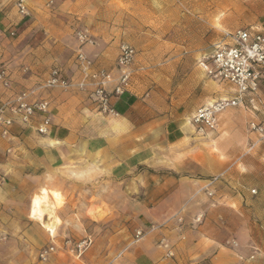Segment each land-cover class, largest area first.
Listing matches in <instances>:
<instances>
[{
  "label": "crops",
  "instance_id": "1",
  "mask_svg": "<svg viewBox=\"0 0 264 264\" xmlns=\"http://www.w3.org/2000/svg\"><path fill=\"white\" fill-rule=\"evenodd\" d=\"M24 3L25 16L16 0H0V29L7 33L0 37V58L11 77V90H0V106L12 92L34 87L37 96L49 99L50 125L45 134L38 133L37 115L28 124L13 123L7 137L0 129V249L14 245L11 258L18 264H40L25 246L39 248L48 240L55 249L52 264H65L70 257L77 259L68 247L73 240L89 237L88 226L73 221L60 206L50 237L29 215L32 196L52 185L61 171L82 178L108 174L120 179L142 165L153 170L166 162L157 159L158 147L201 135L190 123L195 109L234 97L235 88L205 77L198 63L209 54L196 57L186 68L183 55L213 47L235 29L251 27L264 34V0ZM78 28L92 39L82 51L94 68L111 70L122 43L136 50L131 87L109 100L115 114L99 110L91 82L83 88L77 85L82 81L75 61ZM165 46L183 51L175 64L177 76L181 75L176 94H187L182 102L174 101V109L169 106L168 88L160 91L161 109L156 108L154 92L147 90L149 68L155 64L151 51ZM23 66L28 67L26 72ZM55 67L76 85L39 88V79ZM160 76V81H168L167 74ZM196 91L199 95H192ZM177 104L186 106L176 112ZM251 121L264 126V74L255 93L245 94L240 104L219 114L215 129L204 131L211 133L210 144L217 153L183 155L177 164L192 167L185 174L167 167L172 171L161 176V196L145 206L138 223L144 236L135 240L118 236L121 230L113 234L114 241H126L105 264H264V144L249 130ZM207 159L220 160L222 168L199 175ZM177 217L183 221L177 222ZM162 239L172 246V257H165Z\"/></svg>",
  "mask_w": 264,
  "mask_h": 264
},
{
  "label": "rangeland",
  "instance_id": "2",
  "mask_svg": "<svg viewBox=\"0 0 264 264\" xmlns=\"http://www.w3.org/2000/svg\"><path fill=\"white\" fill-rule=\"evenodd\" d=\"M172 20L174 19H170V23ZM155 23L159 24V21ZM163 29H166V26H163ZM78 30L80 29L78 28L76 31ZM217 36L218 38L220 37V35ZM212 49L213 47H208L202 50L188 51L183 55L186 57L187 62L184 67L186 68L196 57L199 56V58H201L204 54H210ZM182 54L183 51L180 52V50L170 48L169 46L156 47L151 51V56L155 64L149 68L151 69L150 74L152 76L148 83L147 90L154 92L152 94L153 100L158 109L162 107L159 99L161 90L165 91V89L168 88L169 106L173 109L176 106L174 101L177 99V101L182 102L184 99L183 97L187 94V92L176 94L181 75L177 76L178 71L175 64L177 63L176 59L181 57ZM203 73L205 74L204 70ZM160 74H167L168 81H160ZM205 77L209 78L206 74ZM132 78L133 74L131 71L130 87ZM72 84H75L73 80ZM199 92L200 91L193 92L192 95L195 94L197 96ZM192 95H190V99L193 100L194 96L192 97ZM178 97L181 98L178 99ZM189 104L188 102V105ZM177 105L178 108H176V112H181L186 106L184 104ZM172 114H174L173 111ZM176 114L177 113H175L174 116H176ZM194 134L197 137H195L193 141H177L164 148L158 147L156 149L157 159L160 160L163 158L166 162L163 163V166L154 167L153 170L142 165L120 179L111 177L108 174L101 176L89 174L87 178H82L81 174H75V172H73L74 174L71 176L70 173L61 171L58 173L59 176L52 181V185L44 187L48 190L51 207L46 211L43 221L32 218L41 223V227L46 233L49 234L48 228H54V221H57L56 210L60 206L65 207V214L73 221H83L84 224L88 226L87 232L89 237L79 240L82 241L86 239V246L80 254H76L73 251L72 254L77 256V259L73 260V258L70 257L71 259L65 264L107 263L125 244L126 238H122L120 241H114L112 238V235L118 233L120 230L121 232L118 236H131L135 239V232L140 229L138 223L143 220L142 212L145 206L155 202V200L161 196L160 191L163 181L161 180V176H166L167 172L172 171L167 167L174 169L178 174H185L186 172L184 170H192V167L179 166L180 164H177L181 162L180 159L183 155H193L195 153L198 156H202L217 153L215 147L210 144V139L212 138L211 133H207V135L205 133L201 135L197 133ZM203 164L204 167H202V169L204 173L199 174L202 176L219 172L222 168V162L220 160L207 159ZM89 173L94 172L90 171ZM50 189H52V191ZM39 193L40 191H37L35 194ZM73 241L75 242V240ZM74 242L69 245V249L75 245ZM50 245L54 244L46 240L38 246L39 248L34 249L26 245L25 249L31 253L35 261L40 262V264H52V253L46 261H41L38 257L39 249L41 250ZM14 251V245L1 248L0 258L2 257V260L0 259V264H18V261L11 258L12 252Z\"/></svg>",
  "mask_w": 264,
  "mask_h": 264
},
{
  "label": "built area",
  "instance_id": "3",
  "mask_svg": "<svg viewBox=\"0 0 264 264\" xmlns=\"http://www.w3.org/2000/svg\"><path fill=\"white\" fill-rule=\"evenodd\" d=\"M18 11L21 15H27L24 0H16ZM6 31L0 29V37L6 36ZM12 36V32H8ZM78 45L75 51L76 65L82 75V81L77 85L83 88L91 82L93 89L91 94L99 107V110L107 114H115L110 106L109 100L112 96H117L130 88L131 69L136 55V50L125 43L119 46L115 65L111 70L94 68L93 63L82 51L85 43L92 41L90 36L83 30L75 33ZM199 65L205 74L212 80L231 84L235 88V95L232 98H221L212 103L197 107L190 117V123L196 128L198 133L205 130L215 129L218 125V116L228 108L240 104L245 94H252L257 91L258 82L264 74V34L251 27L239 28L231 32L224 33L213 45L212 52L203 58ZM26 72L28 67H21ZM39 88L46 91L59 86L68 88L72 85V79H67L62 75V70L58 67L52 68L47 77L40 78ZM0 90H11V77L8 66L0 58ZM49 99L44 96H37L34 87H27L21 91L12 92L0 106V129L4 137L9 135V127L18 122L28 124L34 116L40 117L38 133L45 134L50 125ZM250 131L258 134L264 144V126L251 121L248 123ZM254 193V190H251ZM212 193L208 192V196ZM177 222L183 221L182 217H177ZM200 218L196 217L195 221ZM51 231H49L50 237ZM144 236V232L139 229L135 232V240ZM87 244V240H82L72 247L76 254H80ZM160 244L165 248V257H172V246L162 239ZM54 251V245L42 248L38 257L41 261H46Z\"/></svg>",
  "mask_w": 264,
  "mask_h": 264
},
{
  "label": "bare ground",
  "instance_id": "4",
  "mask_svg": "<svg viewBox=\"0 0 264 264\" xmlns=\"http://www.w3.org/2000/svg\"><path fill=\"white\" fill-rule=\"evenodd\" d=\"M49 201L50 196L47 189L45 188H42L39 194H34L30 201V217L43 221L46 211L51 207ZM48 231H51L53 233V229L48 228Z\"/></svg>",
  "mask_w": 264,
  "mask_h": 264
}]
</instances>
